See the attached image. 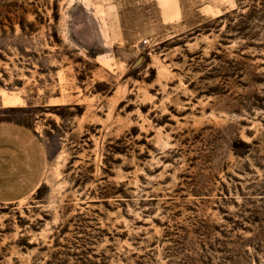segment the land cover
<instances>
[{
    "label": "rangeland",
    "instance_id": "rangeland-1",
    "mask_svg": "<svg viewBox=\"0 0 264 264\" xmlns=\"http://www.w3.org/2000/svg\"><path fill=\"white\" fill-rule=\"evenodd\" d=\"M3 120L0 264H264V0H0Z\"/></svg>",
    "mask_w": 264,
    "mask_h": 264
},
{
    "label": "crops",
    "instance_id": "crops-1",
    "mask_svg": "<svg viewBox=\"0 0 264 264\" xmlns=\"http://www.w3.org/2000/svg\"><path fill=\"white\" fill-rule=\"evenodd\" d=\"M46 169L47 149L38 131L15 121H0V202L35 193Z\"/></svg>",
    "mask_w": 264,
    "mask_h": 264
}]
</instances>
